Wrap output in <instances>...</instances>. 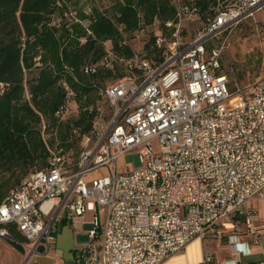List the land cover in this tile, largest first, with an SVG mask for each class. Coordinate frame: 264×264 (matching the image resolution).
Returning <instances> with one entry per match:
<instances>
[{
	"label": "built area",
	"instance_id": "obj_1",
	"mask_svg": "<svg viewBox=\"0 0 264 264\" xmlns=\"http://www.w3.org/2000/svg\"><path fill=\"white\" fill-rule=\"evenodd\" d=\"M172 3L175 15L164 23L172 29L170 37L159 33L155 39L157 46L165 45L163 62L153 66L142 60L139 74L103 90L112 109L108 124L93 118L72 165L49 149L47 166L0 204V237L13 238L9 230L14 228L23 240L12 241L28 255L36 254L51 246L64 216L90 210L89 236L100 238L99 264H162L193 239L219 233L229 221L242 219L245 230L256 236L248 202L264 192V79L248 92L230 91L220 51L207 49L206 43L263 9L264 0H228L188 43L182 34L198 8ZM62 86L65 100L55 112L60 121L74 96L65 82ZM5 88L0 81V94ZM154 138L158 154L151 149ZM132 149L144 166L117 172L116 159ZM101 168L106 174L89 177ZM236 221L232 227L239 235ZM201 264H216L214 254L205 252Z\"/></svg>",
	"mask_w": 264,
	"mask_h": 264
},
{
	"label": "trees",
	"instance_id": "obj_2",
	"mask_svg": "<svg viewBox=\"0 0 264 264\" xmlns=\"http://www.w3.org/2000/svg\"><path fill=\"white\" fill-rule=\"evenodd\" d=\"M181 1L195 4L207 23L219 9L220 0ZM79 2L0 0V81L6 84L0 94V175L13 177L11 184L0 181V204L29 172L47 166L55 138L57 145L67 150L91 129L103 90L127 76L116 62L107 65L105 42L116 57L128 60L133 51L124 34L158 19L156 34L170 37L172 29L164 23L175 15L172 0H111L109 7L93 5L88 13ZM156 34L144 45L148 54L142 59L153 66L165 58V45L157 46ZM86 66L95 71L84 72ZM125 69L129 76L140 73L131 63ZM112 79L116 81L105 86V81ZM62 82L73 91L78 114L60 121L55 112L65 100ZM228 87L236 90L230 88L229 81ZM42 121L47 131L56 127L48 140L42 135ZM73 130L78 131L75 140ZM9 231L13 238L23 240L14 228Z\"/></svg>",
	"mask_w": 264,
	"mask_h": 264
},
{
	"label": "rangeland",
	"instance_id": "obj_3",
	"mask_svg": "<svg viewBox=\"0 0 264 264\" xmlns=\"http://www.w3.org/2000/svg\"><path fill=\"white\" fill-rule=\"evenodd\" d=\"M181 1V0H180ZM228 0H220L217 4V8H221ZM111 0H80L79 5L82 6L83 10L88 13L89 8L93 5L100 9L107 8L110 6ZM160 21L154 19V21L147 25H142L140 29L124 34L126 42L131 46L133 56L131 59L118 58L110 50V43L107 41L104 43L107 51L106 59L107 65L112 66L110 62H116V64L124 69L126 77H128V71L125 69L127 64L131 65L139 64L140 61L148 54L147 50L144 49V45L152 36L158 32ZM206 26V21L203 15L196 16L193 21L187 22L185 29L182 34V39L185 43L193 40L200 31ZM168 40V37H166ZM206 46L209 48L214 47L219 49L220 56L219 62L223 72L226 73L229 81L230 88L243 89L248 92L251 87L258 81L264 79V8L254 13L253 16L244 18L239 22L222 29L209 41ZM116 81L115 79L106 80L105 86ZM101 99L96 101V113L94 119H97L101 125L108 124L112 109L107 101L100 96ZM78 114V107L74 99H71L67 103V111L64 113V119L67 120L76 117ZM47 124L42 121L41 131L45 140L56 133V127L46 130ZM78 131L73 132V140L77 139ZM58 138L54 139L53 145H50L51 149L56 153L63 154L67 158V163L72 165L79 154L81 145L80 139L67 150H62L57 144ZM151 149L154 153L158 154L160 144L158 138L151 140ZM138 150L132 149L124 152L116 159V171L121 172L123 168L133 170L144 166V163L139 161ZM29 172L24 180L30 175ZM106 174L105 169L101 168L96 172H93L89 177ZM21 180V181H22ZM0 181L11 184L13 182L12 175L3 173L0 175ZM88 211V210H86ZM101 218L102 215L100 214ZM93 218V212H92ZM92 220V219H91ZM26 252L23 249L22 256L25 257ZM16 251L3 240H0V264H15L17 261Z\"/></svg>",
	"mask_w": 264,
	"mask_h": 264
},
{
	"label": "crops",
	"instance_id": "obj_4",
	"mask_svg": "<svg viewBox=\"0 0 264 264\" xmlns=\"http://www.w3.org/2000/svg\"><path fill=\"white\" fill-rule=\"evenodd\" d=\"M254 212L256 236L245 230L242 219L237 222L239 235H234L233 221L223 224L222 230L210 233L205 239H193L179 252L168 256L162 264H201L205 252H212L216 264L259 263L264 260V192L248 202ZM103 218V215L101 219ZM92 211L74 218L64 216L54 230L51 246L36 254L22 256V251L11 244V239L0 237L17 253L15 264H99L100 238L89 236ZM232 235V241L229 236Z\"/></svg>",
	"mask_w": 264,
	"mask_h": 264
},
{
	"label": "water",
	"instance_id": "obj_5",
	"mask_svg": "<svg viewBox=\"0 0 264 264\" xmlns=\"http://www.w3.org/2000/svg\"><path fill=\"white\" fill-rule=\"evenodd\" d=\"M11 240H14L13 238H11Z\"/></svg>",
	"mask_w": 264,
	"mask_h": 264
}]
</instances>
